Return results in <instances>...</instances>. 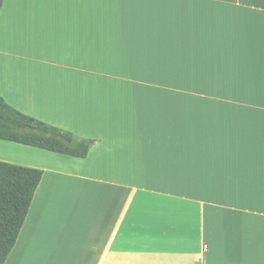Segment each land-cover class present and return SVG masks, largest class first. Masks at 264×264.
<instances>
[{"label":"crops","instance_id":"0c3cea01","mask_svg":"<svg viewBox=\"0 0 264 264\" xmlns=\"http://www.w3.org/2000/svg\"><path fill=\"white\" fill-rule=\"evenodd\" d=\"M0 95L92 140L0 138L43 170L4 264H264V0H3Z\"/></svg>","mask_w":264,"mask_h":264},{"label":"trees","instance_id":"16d2710c","mask_svg":"<svg viewBox=\"0 0 264 264\" xmlns=\"http://www.w3.org/2000/svg\"><path fill=\"white\" fill-rule=\"evenodd\" d=\"M0 138L80 158L92 143L20 111L1 95ZM42 175V169L0 161V264L15 245Z\"/></svg>","mask_w":264,"mask_h":264},{"label":"rangeland","instance_id":"374dc122","mask_svg":"<svg viewBox=\"0 0 264 264\" xmlns=\"http://www.w3.org/2000/svg\"><path fill=\"white\" fill-rule=\"evenodd\" d=\"M125 87L150 89L156 87V85H154L152 81H137V82L133 81L132 83H129V86H125Z\"/></svg>","mask_w":264,"mask_h":264},{"label":"snow or ice","instance_id":"6c2138e0","mask_svg":"<svg viewBox=\"0 0 264 264\" xmlns=\"http://www.w3.org/2000/svg\"><path fill=\"white\" fill-rule=\"evenodd\" d=\"M198 2H209V0H198Z\"/></svg>","mask_w":264,"mask_h":264},{"label":"built area","instance_id":"2783aa9c","mask_svg":"<svg viewBox=\"0 0 264 264\" xmlns=\"http://www.w3.org/2000/svg\"><path fill=\"white\" fill-rule=\"evenodd\" d=\"M205 247H206V245H205Z\"/></svg>","mask_w":264,"mask_h":264}]
</instances>
